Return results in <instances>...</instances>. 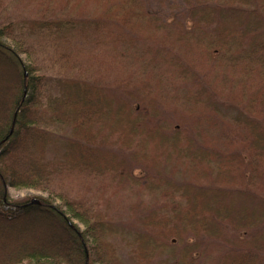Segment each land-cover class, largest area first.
Segmentation results:
<instances>
[{"label":"trees","instance_id":"obj_1","mask_svg":"<svg viewBox=\"0 0 264 264\" xmlns=\"http://www.w3.org/2000/svg\"><path fill=\"white\" fill-rule=\"evenodd\" d=\"M25 262L264 264V0H0V264Z\"/></svg>","mask_w":264,"mask_h":264},{"label":"rangeland","instance_id":"obj_2","mask_svg":"<svg viewBox=\"0 0 264 264\" xmlns=\"http://www.w3.org/2000/svg\"><path fill=\"white\" fill-rule=\"evenodd\" d=\"M24 60L25 62L29 63L32 61V59L30 57H28L27 55H24ZM38 75H41L40 73H38ZM9 193L11 198L13 199H23V198H43V199H47L52 201L53 203H55L56 205H60V201L54 197H52V195H50L47 191H40L38 189H31V188H22V189H15V188H10L9 189ZM80 225V227L83 229L84 227L78 223ZM23 264H29L27 262L23 263ZM35 264V263H32Z\"/></svg>","mask_w":264,"mask_h":264},{"label":"water","instance_id":"obj_3","mask_svg":"<svg viewBox=\"0 0 264 264\" xmlns=\"http://www.w3.org/2000/svg\"><path fill=\"white\" fill-rule=\"evenodd\" d=\"M35 203H37V200H33Z\"/></svg>","mask_w":264,"mask_h":264}]
</instances>
